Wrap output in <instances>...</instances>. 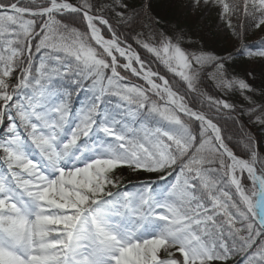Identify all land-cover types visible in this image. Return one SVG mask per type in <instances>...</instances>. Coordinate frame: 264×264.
<instances>
[{"label": "snow or ice", "instance_id": "snow-or-ice-1", "mask_svg": "<svg viewBox=\"0 0 264 264\" xmlns=\"http://www.w3.org/2000/svg\"><path fill=\"white\" fill-rule=\"evenodd\" d=\"M177 10L0 0V264H264V41Z\"/></svg>", "mask_w": 264, "mask_h": 264}, {"label": "trees", "instance_id": "trees-1", "mask_svg": "<svg viewBox=\"0 0 264 264\" xmlns=\"http://www.w3.org/2000/svg\"><path fill=\"white\" fill-rule=\"evenodd\" d=\"M158 3H166V0H157ZM182 5V0H178V10L176 13L177 18L171 22L169 29L173 27L178 28L181 31L186 32L190 25L194 26L196 32L203 33L206 36L212 38V48L215 49L216 53L221 56H226L229 52H232L234 49L242 48L244 45H252L254 42V34L257 31L264 33V28H255L253 24L258 20H264V5L258 4V1L255 0H224V5L226 7V12L228 15V21L231 20L232 27L229 28L231 38V44L226 41V39H221L212 31V25L210 22H203L196 24L193 21L192 17L188 13H182L180 11ZM241 25L244 26L242 30ZM233 29L236 32V35H233ZM246 30V31H245ZM264 41V40H263ZM202 41L199 38V35L193 38V48L199 47ZM259 40L255 42V45H259ZM236 64H258L260 63L259 57H252L251 59L248 56L241 57L237 59ZM205 81L207 77H205ZM210 83V82H209Z\"/></svg>", "mask_w": 264, "mask_h": 264}, {"label": "rangeland", "instance_id": "rangeland-1", "mask_svg": "<svg viewBox=\"0 0 264 264\" xmlns=\"http://www.w3.org/2000/svg\"><path fill=\"white\" fill-rule=\"evenodd\" d=\"M256 1L258 0H255V2ZM258 4L260 3L258 2ZM180 11L182 13L190 14L196 24L205 21L210 22L212 25V31L218 37L226 39L229 43L231 42V38L228 37L230 35L229 28L226 27L228 15L224 0H182ZM258 40L260 43L264 40V33L261 31H257L254 34L253 44Z\"/></svg>", "mask_w": 264, "mask_h": 264}]
</instances>
